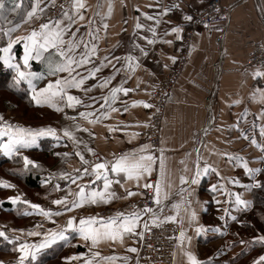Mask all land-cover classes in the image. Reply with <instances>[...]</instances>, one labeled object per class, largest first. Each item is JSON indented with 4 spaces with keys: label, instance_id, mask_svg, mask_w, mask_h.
Listing matches in <instances>:
<instances>
[{
    "label": "crops",
    "instance_id": "crops-1",
    "mask_svg": "<svg viewBox=\"0 0 264 264\" xmlns=\"http://www.w3.org/2000/svg\"><path fill=\"white\" fill-rule=\"evenodd\" d=\"M54 1L56 0H39V2L38 0H5V8L0 10V56L5 55L2 49L7 47L10 39L16 40L18 37L27 36L33 29L39 31L40 24L55 23L57 20L62 24H68L63 13L67 11L69 15L75 16V9L72 7L66 8L58 15L47 17ZM205 2L206 0H84L85 8L81 10L84 19L75 21L65 39H72V33H75V40L79 41L83 38L89 47L95 44L97 49L96 55L92 57V63L82 69H76V73L87 76L88 70L99 68V71L94 78L85 80L81 89H68L70 94L81 100V104L70 108L66 106V101H61L59 106L62 110L57 111L48 104L38 106L33 101L37 109L43 111L40 112L41 123L29 122L27 125L19 122L18 126L22 128L51 127L56 130L55 137H39L36 144L20 149L22 160L23 156H28L27 152H38L37 154L42 156L38 147L43 139L49 141L48 145L52 153L49 159L53 161L49 160L51 162L46 164L42 160L43 157L42 159L29 157L36 164H40L44 171V180L34 193H27L13 179H0L14 185V187H3L6 189L4 191L6 194L2 198L9 200V197L19 196L18 203L25 205L26 217L23 219L26 222L33 220L35 226L32 231L41 233L39 236H29L28 231L14 232L12 236L19 237L18 244L25 241L32 244L41 243L46 238L44 233L64 229L63 224L69 217H75L78 223L79 219L90 216L108 218L121 212L127 214L133 211L143 214L139 208L128 211L113 210L107 215L99 214L98 210L103 207L141 200L143 194L127 197L126 190L143 193V189L137 188L134 181L123 179V174H108L113 180L109 191L116 194L110 202L85 203L82 207L74 208L69 212L64 211L61 205H56L53 201L63 197H68L69 202L73 199L78 200L76 193L79 187H85V192L88 194L93 190H103V179H96L91 173L90 156L93 155L103 162H112L114 157L124 154H118L121 147L137 140L147 122L150 107L145 108L142 104L133 106V101H145L150 104V93L159 75L171 70L177 61L182 39H178L177 34L172 33L171 29L182 28L183 31L179 35L183 37V33L191 27L193 20L188 21L184 17L193 18ZM220 2L229 7L228 19L215 21L207 29H195L189 63L180 73L171 94L163 120V139L161 138L165 164L163 178L160 176L159 159L153 166L152 175H156V181L161 180L162 192H167V198L163 199L160 205L156 204L153 207L155 215L159 217L158 222L166 221L164 219L166 216L175 215L179 226L172 264H190L186 256L187 251H191L202 264H232L231 256L236 249L241 252L240 264H254L260 256H264V243L255 242V238L264 236V215L262 212L261 215L255 216L256 219L252 217L251 214H254L253 209H256V206L252 203L250 194V189L254 187L256 181H259L260 171L249 175L242 161L229 159L232 156L240 157L243 161H247L249 168L264 170V150L257 147V144H264V136L261 135V128H264V100L260 99L261 93L264 92V76L253 75L257 69L264 71V66L257 68L245 66L247 56L256 41H263L264 44V0H221ZM37 3L39 9L43 11H37L29 19L28 13ZM109 5L112 6L110 14ZM174 5L179 7H173ZM166 8L169 11L165 14ZM147 16L153 19H148ZM137 22L144 27L136 28ZM105 24H107L106 29ZM152 28H155V33L150 31ZM90 32L92 35H89ZM16 44L19 45L20 51L16 58L13 48L11 49L12 63L19 64L21 70L25 72H33L42 77L35 85L37 89L44 88L49 81L68 75L64 72L50 75L48 59H31L29 66L25 67L22 59L24 42L20 40ZM83 51L82 46L77 50V52ZM129 57L132 58L131 61ZM171 57H175V61ZM76 58L79 59V55ZM31 62L35 67H31ZM105 80H109L110 83L100 86ZM113 87L130 89L127 95L118 93L115 102L109 100L111 108L117 109L116 111L102 107L105 103L104 97H110ZM125 108L127 111H124ZM104 112H108L107 118L102 116ZM80 113L92 115L81 116ZM209 114L213 118L210 126H208ZM66 128L73 133L74 139L64 136ZM133 133L138 135L133 136ZM253 138L257 144L252 143ZM4 140H7L6 136L0 138V142ZM236 144H242L243 150L240 147L233 149ZM88 149L93 151L90 152ZM138 149L140 147L135 150ZM77 152L84 156L88 161L87 164L80 160L75 154ZM64 153L68 155L65 156ZM198 155L201 165L200 175H197L196 169ZM205 161L216 168L219 175L212 171L205 174L203 172ZM84 168H89L88 174L83 173ZM76 169H80L81 172L77 173ZM62 174H67L70 178ZM77 175L82 178L72 183V178ZM249 176H254L251 182ZM181 177L187 182L181 183ZM117 179L121 181L120 184L115 183ZM193 179L197 182L192 183ZM235 180H239V184L232 182ZM144 181L142 180L141 184ZM221 184L229 192L239 193L243 199L250 202L249 206L236 207L234 195L229 198L219 190L212 191L213 185L219 189ZM230 199L233 203H229ZM25 200L31 204H38L45 210L59 211L62 214L53 215L49 219L39 214L38 210L32 209L29 204L23 203ZM189 200L190 204L187 203ZM160 207L162 210L157 212ZM217 208L221 209L220 213ZM193 210L196 212V220L190 223ZM258 210L256 209V212ZM261 210L263 211L262 208ZM211 214L213 217L216 214L214 222L210 221ZM223 214L230 216L228 225L220 224L219 219ZM232 216L236 219H231ZM142 223L143 215L137 231L142 228ZM197 226H203L206 230L197 233ZM217 228L220 231L214 230ZM0 230L4 229L0 228ZM181 230L185 232L186 237L183 245L180 242ZM6 233H9L7 228ZM65 235L68 237L67 240H57L40 250L37 257L43 252L56 253V256L45 264H83V261L89 258H94L98 264H124L122 259L107 261L93 257V254L98 251L101 257L130 258L133 252L128 249L135 248L138 239V236H126L123 244L105 241L92 246L90 241H84L72 230ZM187 237H191L190 242ZM218 239L223 240L224 245L216 244ZM18 257L19 253L14 250L10 259L7 261L4 259V264H17ZM31 261L34 260L29 258L26 264ZM128 262L129 259L127 264Z\"/></svg>",
    "mask_w": 264,
    "mask_h": 264
},
{
    "label": "snow or ice",
    "instance_id": "snow-or-ice-1",
    "mask_svg": "<svg viewBox=\"0 0 264 264\" xmlns=\"http://www.w3.org/2000/svg\"><path fill=\"white\" fill-rule=\"evenodd\" d=\"M39 2V0H38ZM19 7V5H16ZM71 7L75 9V16L69 15V12L65 11L63 16L67 18L68 24H62L60 20L55 21V23H43L39 26V31L33 29L29 35L24 37H18L16 40H9L7 47L3 48L2 51L5 54L4 56H0V60H3L4 64L10 68H14L16 71V76L14 77L16 84H19L21 81L26 80L29 88L31 89L33 95L32 100L39 106L42 104H48L51 107H54L57 111H61L62 109L59 106V102L66 101L67 107H75L76 105L81 104V100L72 94L69 93L68 89L76 88L81 89L85 83V80L94 78L96 72L99 71V68H94L92 70H88V75H80L76 73V69H82L87 64L92 63V57L96 55V46L93 44L89 47V44L86 43L83 38L77 41L75 40V33H72V39H65L66 34L69 33L72 25L75 23L77 19L83 20L84 17L81 14V10L85 8L84 0H73ZM173 7H179V5H174ZM5 8V0H0V10ZM112 6L109 5V14L111 13ZM37 11L42 12L43 9H39L38 3L37 5L33 6L32 11L28 13V18L31 19ZM165 14L169 11V9H165ZM146 15V14H145ZM148 19H153L151 16H147ZM185 20L191 21L193 18L191 16H185ZM159 23V21H157ZM19 27V25H17ZM144 25L137 22L136 28L140 29L143 28ZM104 28H107V24L104 25ZM153 33H155V28L150 29ZM183 31L180 27H173L171 29L172 33L177 34L178 39H182V36L179 34ZM89 35H92L91 32ZM22 40L24 42V55H23V65L25 67L29 66V61L31 59L41 60V59H48V69L50 75H56L58 72L67 73V76H63L57 78L54 81H49L48 84L41 89H37L35 84L33 83L34 79L42 78L36 73L33 72H25L21 70L19 64L12 63L13 57L11 55V49L13 45L16 44L18 41ZM153 43L154 41H149ZM167 43H171V41H167ZM83 47V52H77L78 49ZM143 51V50H141ZM47 54V55H46ZM145 55L147 53H144ZM79 55V59L76 56ZM131 61V57L128 58ZM173 61H175V57H171ZM73 73H76L75 75ZM254 77H261L264 76V71L257 69L253 73ZM110 83L109 80H105L103 85L106 86ZM87 91L88 89H84ZM130 89L121 88V87H113L111 88L110 97H104V105L102 107H109L111 108V104L109 100L115 102L117 100L118 93H124L125 95L128 94ZM261 100H264V92L261 93L260 96ZM138 104H142L145 108L151 107L145 101H133V106ZM117 109L111 108V111H116ZM127 111V108L124 109ZM81 116H88L92 115L91 113H80ZM108 112L102 113L104 118L108 117ZM0 121H4L3 116H0ZM94 122V121H90ZM112 130V129H110ZM138 135V133H133V136ZM261 135L264 136V128H261ZM7 137V140L0 142V151H2L6 156H13L14 154L19 156L21 155L20 149L28 148L32 145L37 143V139L42 136H56V130L49 127V128H40V129H31V128H22L18 125H11L8 124L6 121L0 123V138ZM64 136L74 139L73 133L69 131L67 128L64 129ZM247 138V136H245ZM253 144H257L255 138L252 139ZM149 145H142L140 149L134 150L132 152L124 153L119 157H114L112 162L104 161V162H96L91 164V173L95 175L96 179H103V190L97 191L93 190L90 194L85 192V187H79V191L76 193L78 196L77 199H73L69 202L68 197H63L61 199L54 200L53 203L56 205H61L64 211H72L74 208L82 207L85 203H92L96 204L98 202H110L113 198H115V192L109 191L113 180L109 178V173L113 174H123V179L127 181H134L137 188H144V189H154V194L152 199L154 203L160 205L163 199L167 198V192H162V183L161 180H157L155 183L152 182H145L141 184L142 180H146L147 177H150L154 171V164L156 163L157 157H155L151 152L148 151ZM257 147L264 150V144H257ZM88 151H93L92 149H88ZM77 156L80 157V160L87 164L88 161L84 159V156L77 152L75 153ZM65 156L68 153H64ZM230 160H237L242 161L243 167L249 175H254L255 173L261 171L260 169H252L248 167L247 161H243L240 157H229ZM160 161V176L161 178L165 175V164H164V157H163V150L161 149V156L159 157ZM23 164L24 168L28 169L31 167H37L38 165L28 156H23ZM196 169L197 175H200L201 172V165H200V158L199 155L196 161ZM209 171L216 172L219 175V172L216 168H214L211 164L207 163L206 161L203 164V172L206 174ZM77 173H80V169H76ZM84 174L89 173V168L83 169ZM65 175L66 178H70ZM82 178L80 175H77L75 178H72V183H75L76 179ZM47 182V181H45ZM186 179L181 177V183H186ZM195 179L192 180V183H196ZM233 183L239 184V180L232 181ZM115 183L120 184L121 181L117 179ZM0 186L4 188L14 187V185H10L5 181H0ZM123 186V185H121ZM255 187H261L259 181H256ZM58 187V186H57ZM220 191L222 194L227 195L231 198L233 195L235 196L234 205L236 207L243 206L247 208L249 206V201L243 199L239 193H231L229 192L223 184L220 185L219 189H217L216 185L212 186V191ZM137 194L131 190H126L127 197H132ZM11 203L16 204L19 200V196L9 197ZM25 204H29L32 209L38 210L39 214H42L45 217L51 219L53 215L59 216L62 213L57 211L53 212L52 210H45L38 204H31L29 201H23ZM187 203H191L189 200ZM219 203V201H217ZM229 203H233L231 199ZM178 207V206H177ZM144 213H151L152 209L147 205L142 210ZM227 212V209H225ZM142 218V213L139 211H133L130 213H118L114 217H95L90 216L87 218L79 219L78 223L75 217L68 218L64 229L60 231H51L48 233H44L45 239L39 244H32L28 243L27 241L23 243H19L15 251L19 253V257L17 260V264H26V261L31 258L35 260L39 251L48 247L51 244H54L57 240H67L68 237L65 235L67 230H72L79 234L80 237L84 241H90L92 246H97L101 242H110V243H120L123 244L125 242V237H133V236H140L142 237L144 233L142 231H137L139 228L140 222ZM175 215H169L164 217L166 221H176ZM224 219V217H221ZM231 219L235 220L236 217L232 216ZM196 220V212L193 210L190 216V223ZM159 217L155 214L152 216V223L156 226H159ZM148 223H144V229H148ZM206 229L203 226H197L196 231L197 233L204 232ZM215 231H220L219 228L214 229ZM15 231V230H14ZM23 231V230H20ZM29 236H39L41 235L40 232L28 231ZM0 237H3L5 240H9V237L4 231H0ZM185 232L181 230L180 232V242L183 245V241L185 240ZM19 240V237L14 238ZM188 241H191V237H187ZM9 242H12L11 240ZM243 243V241H241ZM255 242L264 243V236H260L255 238ZM130 252H137V249L131 247L128 249ZM186 256L190 264H202L200 260L191 252L187 251ZM93 257H100L102 260L107 261H116L118 259H122L124 264H127L129 257H117V256H110V257H101L100 252H95ZM72 259V258H66ZM0 264H4L3 261H0ZM83 264H98V262L94 258L85 259ZM139 264V262H137ZM254 264H264V256H260Z\"/></svg>",
    "mask_w": 264,
    "mask_h": 264
},
{
    "label": "built area",
    "instance_id": "built-area-1",
    "mask_svg": "<svg viewBox=\"0 0 264 264\" xmlns=\"http://www.w3.org/2000/svg\"><path fill=\"white\" fill-rule=\"evenodd\" d=\"M73 0H56L53 2L51 6V12L49 13V17L58 15L62 13L66 8H70ZM220 16L221 18L228 19L229 16V7H222L220 0H206L203 9L198 11L193 16L192 25L188 29L185 30L184 44L181 46L182 51L179 53V70L183 69L184 65L190 59V48H191V39L195 29H207L212 22L217 21V18ZM247 64L249 66H264V44L263 42L256 41L253 46V49L249 53V57L247 60ZM167 94L168 91L156 90L153 91L150 96H152L151 101L153 102L155 109H159L164 106L167 102ZM160 109L155 110L151 115V118L158 122L161 114L159 113ZM154 121V122H155ZM154 124V123H153ZM158 123L156 128L154 129V135H149L148 132L144 133L145 137L147 136L148 145L152 150V154L156 157L157 155V146L160 142L159 137V129ZM158 129V132H157ZM99 161L97 157H94L95 163ZM147 182L154 183V180L151 179ZM154 194L153 189H146V194L144 199L142 198L140 201L133 203V207L139 208L143 210L147 205L152 209L151 213L143 212V223L141 225L140 231L144 233L142 237L138 236L136 241L135 248L137 252L132 253L129 258L128 264H172L175 256L177 240L179 236V226L177 222L172 221H160L159 226H156L152 223V216L156 214L153 210L155 207V203L152 199ZM121 208L120 211L125 209ZM161 208V209H160ZM158 208L162 210V207ZM112 211V210H111ZM148 223V229H144V223ZM69 232L66 231L65 234Z\"/></svg>",
    "mask_w": 264,
    "mask_h": 264
},
{
    "label": "rangeland",
    "instance_id": "rangeland-1",
    "mask_svg": "<svg viewBox=\"0 0 264 264\" xmlns=\"http://www.w3.org/2000/svg\"><path fill=\"white\" fill-rule=\"evenodd\" d=\"M221 6L227 8V6H224L222 4H221ZM203 7H204V5L202 6L201 9H203ZM50 12H51V9L48 12L47 17H49L48 15H49ZM219 20H226V18H221L220 19V16H219L217 18V21H219ZM184 37H185V32L183 33L182 41H181L180 48H179V53H181V51H182L181 46L184 44ZM260 42H263V41H260ZM191 43H192V39H191ZM179 53H178L177 61L173 65L172 69L169 70L168 72H164V73L160 74L159 77H158V79L156 80V84L154 85V87L151 90V93L153 91H156V90H161V91H166L167 90L168 93H169V94H167V97H168L167 98V102L164 104L163 107L159 108L160 109L159 113L161 114V116L158 119V122L155 121V117H154V119L151 118V115L154 113V111L155 110L158 111L159 109H155V106H154L153 102L151 101L152 96H150L149 97L150 98V101H149L150 104L149 105H151L150 112H149V116H148L147 122H146L143 130L140 132L139 137L137 138L136 141H134L132 143L125 144L123 147H121L118 150V154L119 155H121V154H123L125 152L134 151L137 147H141L142 145H148V142H147L148 138H147V136L145 137L144 133L148 132L149 135H154V132H155L154 129L156 128L157 123H158V127L160 126V129L158 128L159 129L160 142H159L158 146L156 147L157 148V155H156V157H157V160L159 159V157L161 155V149L163 150V141L161 140V138L163 136V130H164L163 120H164V117H165V115L167 113L169 101L171 99V94L173 92L174 87H176V82L178 81V78L180 76V73L184 71L185 67L189 63V60H188L187 63L184 65L183 69L179 70V63H178L179 62V59H180ZM189 56H190V54H189ZM248 57L249 56H247V59H246V62H245V66L246 67H256L257 68L258 66H249L247 64ZM5 96L7 98H12V100L14 102H17V100H16L15 96L13 97L12 94H10V93L8 94V93H6L5 91H2V90L0 91V116H3L4 121H6L8 124H11V125H19V122H22L23 124H27L29 122L30 123L32 122L33 124H36L35 122H37V124H38L40 122V120H38V119H41L42 118V115H41V113L38 114L36 112H43L42 110L27 108L25 106V104L23 102H21L20 100L17 102V107H14V106H12L13 104H10L8 102H3L2 98L5 97ZM6 108L7 109L10 108L11 110L10 111H7ZM24 108H25V114H23L21 112L22 110H24ZM208 119H209L208 120L209 121L208 122L209 123L208 126H210L213 123V118L211 117L210 114L208 116ZM4 121H0V123H3ZM15 121H17V122H15ZM158 129H157V132H158ZM239 147H240L241 150H243V145L242 144H240V145L236 144V146H233V149H237ZM50 151H51V148H50ZM148 151L149 152H152V150H151L150 147H149ZM243 152H245V151H243ZM37 153L38 152H27L28 157L42 159L41 158L42 157L41 154L39 156V154H37ZM51 156H52V153H51ZM94 157L95 156H93V155L90 156V158H89V166H91V164H93L92 162L94 161ZM42 160L43 161L46 160L45 161L46 164H48L49 162L53 161V159H45V160L42 159ZM49 160H51V161H49ZM156 178H157L156 175L153 174L150 177H148L143 183H145V182H147V181H149L151 179H153L154 180V183H155L156 182ZM0 179H2V175H0ZM11 179H13V181L18 184V180L14 179V178H11ZM253 179H254V176H249V182H251ZM142 189H143V196H142V198L144 199V196L146 194V189H144V188H142ZM5 194H6V192H4V195ZM131 202H133V201H125V202H122V203L117 204L116 206H111V207H106V208L103 207L102 209L98 210V212H99L100 215H103V214H106L107 215V214H109V212L111 210L112 211L113 210H119V209L124 208V207H126V208L123 209V210H121V211H128V210H131V209H136L135 207H133V203H131ZM155 206H156V203H155ZM256 209L257 210L259 209L258 212H256ZM256 209L255 208L253 209V213L255 215L254 214H251L252 217L255 218V219H256L255 216L261 215L262 212H263L262 215H264V210L262 211L261 208L258 205L256 206ZM217 210H218L219 213L221 212L220 211L221 209L219 210L217 208ZM214 213H216V212H214ZM9 216L10 215H3V214L0 215V228L1 229H6L7 228L8 229V232L11 235H14V234H12L14 232H21L20 230H23V231L32 230L33 227L35 226V223L33 222V220H28L26 222L25 219H22V220L19 221V220H14L12 217H9ZM214 217H216V214H214ZM214 217L211 214L210 215V221H213ZM221 217H224V219H221ZM219 221L221 222L220 224L228 225L230 223V216L223 214L222 216H220ZM174 222H176V221H174ZM0 231H2V230H0ZM11 239L12 238L9 237V241ZM6 242H7V240H6ZM12 242H14V240ZM215 243L216 244H222V243H224V241L218 239ZM222 245H224V244H222ZM14 248H16V247H14ZM14 248H13V251H14ZM13 251L10 250V253H8V252H1L0 253V261H3L4 262V259H5V261H7V259H10V257L13 255ZM240 254H241L240 250L236 249L234 251V253L232 254L233 256H231L232 257V260H231L232 261V264H240ZM221 259H222V257H221ZM226 260H228V258H226Z\"/></svg>",
    "mask_w": 264,
    "mask_h": 264
},
{
    "label": "trees",
    "instance_id": "trees-1",
    "mask_svg": "<svg viewBox=\"0 0 264 264\" xmlns=\"http://www.w3.org/2000/svg\"><path fill=\"white\" fill-rule=\"evenodd\" d=\"M20 51L19 45L15 44L13 47V53L15 57L18 58ZM31 67H35L34 63L31 62ZM16 76L15 69L6 66L2 60H0V91H5L15 96L17 102L20 100L25 104L27 108L37 109L35 106L32 96L31 89L25 81H21L19 84H16L14 77ZM41 81V78L34 79V84L37 85ZM3 102H8L13 104L12 106L17 107V102H14L12 98H7L6 96L2 98ZM15 109V108H14ZM22 110V109H21ZM25 114V108L21 111ZM40 113V112H36ZM38 119V118H37ZM40 120V119H38ZM48 140L43 139L41 145L38 149L42 152L43 159H49L51 156L50 147L48 145ZM43 150V151H42ZM46 161V160H45ZM37 167H29L28 169L24 168L23 160L21 155L5 156L0 151V175L2 178L11 179L14 178L18 180V185L22 186L27 193H34V191L40 186L44 180L43 169L40 164H37ZM259 182L261 187H252L250 189L251 200L255 206H259L264 210V170H261L259 173ZM4 189L0 186V215H10L14 220H22L26 217L24 206L20 202L13 204L9 200L3 199ZM6 233V229L3 230ZM7 234V233H6ZM8 237L12 238L11 241L6 240L3 237H0V253L13 251V248L16 247L18 241L14 239L11 234H7ZM15 250V248H14ZM14 252V251H13ZM56 253L47 252L41 253L34 261L29 262L28 264H45L48 260L54 258Z\"/></svg>",
    "mask_w": 264,
    "mask_h": 264
},
{
    "label": "water",
    "instance_id": "water-1",
    "mask_svg": "<svg viewBox=\"0 0 264 264\" xmlns=\"http://www.w3.org/2000/svg\"><path fill=\"white\" fill-rule=\"evenodd\" d=\"M99 162H103V161L100 160ZM69 218H70V217H69ZM67 220H68V218L65 220V222H64V224H63V228H64V226L66 225ZM67 231H71V230H67Z\"/></svg>",
    "mask_w": 264,
    "mask_h": 264
}]
</instances>
